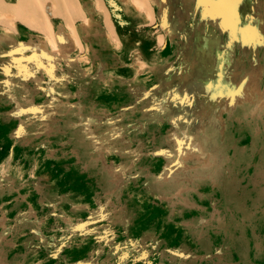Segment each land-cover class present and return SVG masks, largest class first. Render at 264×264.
I'll use <instances>...</instances> for the list:
<instances>
[{
	"label": "rangeland",
	"instance_id": "obj_1",
	"mask_svg": "<svg viewBox=\"0 0 264 264\" xmlns=\"http://www.w3.org/2000/svg\"><path fill=\"white\" fill-rule=\"evenodd\" d=\"M138 1L0 0V264H264V0Z\"/></svg>",
	"mask_w": 264,
	"mask_h": 264
},
{
	"label": "crops",
	"instance_id": "obj_2",
	"mask_svg": "<svg viewBox=\"0 0 264 264\" xmlns=\"http://www.w3.org/2000/svg\"><path fill=\"white\" fill-rule=\"evenodd\" d=\"M3 1L6 3L13 4L17 0H3ZM78 2L80 4L81 8L83 9V11L85 12L88 22L86 24H84V22L82 23L80 21H75L76 29L78 27L93 26L94 20L97 18V16H99L100 19H103L105 21L106 13L103 12L101 14V13L97 12V10L95 8L96 7L95 6V0L94 1L93 0H78ZM103 3H104V6L106 8V11L109 15V18L113 23V26H114L116 32H117V29H116V23L115 22H117V20L121 17V12L128 11V9L132 10L134 13L138 12V10L133 8V6H131L129 4V2H127L126 0H107V1L103 0ZM128 7H130V8H128ZM138 15H139V18H143V20H146V17L144 18L142 13H138ZM54 19L55 18L51 19L52 23H53ZM55 23L60 24L61 26H64V24H63V22H61V20L58 22H55ZM21 25H24V24H22L21 22H17L16 23V29H15V31H12L11 34H9V32H5V30L0 28V48L5 46L7 49H10L12 51V53L15 55H24V54H29V53H31V54L35 53L37 55L36 50L39 48V46H36L33 42L32 31L30 30L31 32H29L26 30H22ZM144 25L147 26V21L145 23H143V26ZM154 26H155V24L154 25L150 24V27H154ZM77 32H78V30H77ZM118 38H119V36H118ZM71 39H72L71 36H68L67 41L64 42V40H62L61 36H60V38L58 40H59L63 50L66 48L67 43ZM120 42H121V40H120ZM252 213L253 212L250 211L248 214L252 215ZM246 215H243V216L247 217ZM242 218L243 217H240V219H239V221L242 225H254L256 223L255 221H254V223H243ZM253 218H254V220H256L254 216H253Z\"/></svg>",
	"mask_w": 264,
	"mask_h": 264
},
{
	"label": "bare ground",
	"instance_id": "obj_3",
	"mask_svg": "<svg viewBox=\"0 0 264 264\" xmlns=\"http://www.w3.org/2000/svg\"><path fill=\"white\" fill-rule=\"evenodd\" d=\"M129 1L134 6V8L137 9V10L141 6V4L139 3L140 1H138V0H129ZM150 1L153 3L152 0H150ZM201 1L204 3V5L205 4H210V0H201ZM212 2L221 6V5H223L224 0H212ZM56 14L62 16V12L61 11H56ZM12 18H13V16L11 14H6V13L0 14V22H2L4 24H6L7 20H11ZM47 23H50V22L47 21ZM86 23L87 22H85V24ZM63 24H64V22H63ZM9 25L13 26L14 22H10ZM66 30H67V28H66ZM10 31H11V29H10ZM67 32H68V34L64 33V34L61 35V39L64 40V42H65V41H67L68 36H71L72 39H73V42L75 44V47L77 48L79 46L78 35L76 34L77 32L74 33V32L68 31V30H67ZM42 34L45 37V43L43 44V46H44V49H45L46 56H48L50 58H53L55 55L61 54L63 52V48H62V46H61V44H60V42H59V40L57 38L55 30H53L49 25H46L44 30L42 31Z\"/></svg>",
	"mask_w": 264,
	"mask_h": 264
},
{
	"label": "snow or ice",
	"instance_id": "obj_4",
	"mask_svg": "<svg viewBox=\"0 0 264 264\" xmlns=\"http://www.w3.org/2000/svg\"><path fill=\"white\" fill-rule=\"evenodd\" d=\"M210 6L211 7H219L220 5H217V4L213 3L212 0H210Z\"/></svg>",
	"mask_w": 264,
	"mask_h": 264
}]
</instances>
